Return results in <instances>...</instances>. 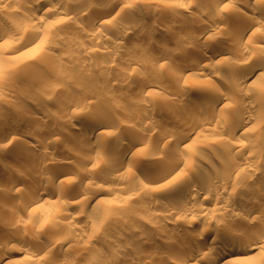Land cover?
Instances as JSON below:
<instances>
[{"label":"rangeland","instance_id":"obj_1","mask_svg":"<svg viewBox=\"0 0 264 264\" xmlns=\"http://www.w3.org/2000/svg\"><path fill=\"white\" fill-rule=\"evenodd\" d=\"M117 1L115 4L114 0H69V4L72 3L70 7L78 12L67 13L70 11L68 8L60 15L49 12L44 15L45 19L39 22L43 32L37 38L40 44L34 49L20 53V42L6 45L7 40L3 42L4 49L0 48V115L3 118L8 115L9 119H6L10 120L11 128L16 131L12 144L8 148L0 147V235L13 237V242L7 247L0 241L3 250L12 251L8 264H81L85 257L92 254V250L111 255L103 256L92 264H128V259L136 256L143 258V264H160L163 260L175 264L173 262L179 254L190 249L196 241L212 244L217 237L215 228L219 234L233 228L243 233L252 230L262 234L263 241H259L261 244L264 242V212L234 215V212L224 209L223 212L212 209L215 221L213 217L210 220L192 214L177 219L173 217V220H164L160 215L150 216L148 211L152 209L160 214L159 211L169 201L185 199L188 195L185 190L192 182L187 183L185 179L189 176L186 175L180 183L181 187L176 190L178 195L171 198L164 194L165 187L171 183V175L156 181L147 177L149 171L138 168V162L146 158L162 156L169 161L172 156L180 154L193 157L200 163V167L193 170V175L204 170L216 176L224 161L233 160L232 157L227 158L226 149L246 142L254 146L258 154H236L234 160L241 164V168L234 174L226 190H229L228 194H233V203L238 207L248 202H264V72L249 87L258 96L251 108L257 120H249L239 130L234 128L241 113L236 106L242 91L237 88L232 97L220 100L223 105L221 112L229 116L228 123H224L220 116L203 119L208 128L200 133L195 129L198 136L195 139L198 141L192 143L191 138H187L185 141L189 145L185 148L176 144L175 137L168 139L162 130L163 133L155 128L150 135V131L147 133V142L137 146L127 156L121 166L124 170L122 177L115 178L113 169L109 167H113L114 153L122 150L128 135L133 136L135 131L142 129L140 115L148 112L150 122H160L165 126L177 121L182 134L189 122L187 115L203 110L199 102L216 99V96L211 97L206 92L214 88L227 89L226 82L233 84L237 70L247 62H264V0H231L226 9L209 11L195 5L196 0ZM201 1L210 4L212 0ZM23 2L12 3V7H21ZM86 6L87 9L84 8ZM99 9L105 12L104 22L98 24L95 31H104L106 37L89 39L86 34L92 32L90 29H93ZM241 10L248 12L256 22L249 29L247 44L236 48L233 45L239 28L236 14ZM7 11L1 5L0 21L7 20L8 16L13 17ZM170 11L178 16H172ZM213 12L223 13L224 21L216 25L218 28L211 30V34L192 53L195 39L187 36L188 30L202 32L204 25L211 24ZM19 16L24 20L21 13L14 19ZM135 19L142 20L144 24L134 26ZM23 20V24L28 22ZM203 22L206 24L202 25ZM190 24H193L192 27ZM118 30H124L125 35L116 45L112 41H118ZM81 44L88 46L90 51H82ZM220 44L229 49L220 51ZM211 50H217L218 62L212 63V69L203 70L207 73L214 70L207 77L197 80L194 75L179 73L184 64H192L190 55L202 56ZM156 52L166 54L168 59H155ZM105 65H110L111 69L105 71ZM192 67L195 73L202 69L200 65L193 64ZM51 81L57 84V88L50 85ZM84 98L86 100L83 101ZM25 106L34 108L35 117L19 122L17 115ZM102 109L105 110L102 113L117 117L121 127L116 129L113 124L101 125L98 130L103 133L97 139L79 142L76 134L90 126V117ZM193 120L198 121L197 118ZM18 122L20 125H17ZM2 128L0 132L8 129ZM114 135H117V139ZM85 152L94 157V162L86 170L88 175L79 181L83 171L81 159ZM246 162H251V165L244 168L242 165ZM57 166H72L70 171H74L61 175L56 183L55 189L63 190L64 195H58L57 191L51 194V208H46L48 204L43 205L41 216L23 212L20 208L26 192L37 182V177L43 181L50 179ZM20 169L26 173L23 183L16 192L8 191L4 181ZM107 176H113L111 180L115 182H106L104 177ZM95 188L100 189L98 201L87 202L86 197ZM260 194L262 198H258ZM209 205L214 207L212 203ZM66 210H76L77 217L65 219L63 212ZM78 227L81 229L77 230ZM165 230L168 234H165ZM75 231L80 236L76 237V241L72 240V247L69 248L64 242H68ZM140 231H149L152 237L147 238ZM126 238V244L121 246L120 243ZM179 243L184 244L185 248ZM158 244L162 247L159 250L161 254L151 257L149 250ZM262 246L263 252L259 251L248 260H242L240 257L243 254L236 252L233 256L237 258L231 264H264V243ZM121 253L126 258L115 260L114 255Z\"/></svg>","mask_w":264,"mask_h":264},{"label":"bare ground","instance_id":"obj_2","mask_svg":"<svg viewBox=\"0 0 264 264\" xmlns=\"http://www.w3.org/2000/svg\"><path fill=\"white\" fill-rule=\"evenodd\" d=\"M26 1L23 2V0L22 1L21 0H0V7L2 5L3 10L8 9V11H7L8 14L9 15L11 14L13 16V17L11 16L12 18H9V16H8V19L6 18L7 20L0 21V48L2 47V45L5 46L3 44V42L5 40H7L6 45H10V43L15 44L17 41H19L20 46H18V47L20 48L19 49L20 53L22 52V50H23V52H25V50L34 49V47H36L38 44H40V39L38 41L37 38L43 32H42V29H40L39 22L43 21V19H45L44 15L48 14V12L52 13L54 15H60L65 10L67 11L68 8L70 11L67 13L76 14L78 12V10H75L74 7L73 8L70 7V4H72V3L69 4V0H67L68 2L66 0H26ZM105 1H107V0H105ZM230 1L231 0H212L210 2V4H207L201 0H196L194 4L199 6L200 8L205 9V10L207 9L206 11H209V10H213V9L214 10L226 9V6L231 3ZM247 1H250V0H247ZM18 2H20V3L23 2L21 7H19V5H16L15 8L12 7L13 6L12 3H18ZM117 2H118L117 0H114L113 3L116 4ZM168 2H171V1L169 0ZM87 4H88V2L86 3V5ZM115 4H113V6H116ZM177 4H178V2H177ZM8 5L9 6L11 5V6L8 8L7 7ZM180 5L181 4L179 3V6ZM87 6H89V5H87ZM87 6L84 8L87 9ZM40 12H41V15H39ZM19 13L23 14L24 20H28L27 23L23 24V22H22L23 19L20 18L21 15L18 18L15 17V19H14V16L19 15ZM213 13H214L213 15L211 14L212 17L210 16L212 18V19H210V21H212L211 24L207 23V25H204V27L202 26L204 28V30L202 32H199L198 30L197 31H195V30L189 31L188 30L187 36L195 39L194 40L195 45L193 44L194 46L192 47L193 48L192 53H194V51L196 52V50H195L196 46L198 48L200 43H202L203 40L205 41L207 36L211 34L210 33V32H212L211 30L218 28L215 26L224 21L225 16L223 15V13H220V12H213ZM104 14H105V12L103 9H99L97 11L95 19L93 21L94 25H92L93 29H90L92 32H88L86 34L87 38L93 39L96 37H99V38L100 37L102 38L103 36L106 37L105 36L106 34L104 31L102 32V30H100V29H98V30H100L101 32L97 31V30L95 31V28L98 26V24L100 25L101 22H104L102 20L104 17ZM170 14H172V16H174V17L178 16V14L176 12H173V11H170ZM236 15H237L236 20L239 22V28H238V30H237L234 38H233V45L236 48H241L243 45L247 44L249 29H250L251 25H253L256 21H254L253 17L246 11L241 10L240 12H237ZM189 22H188V24H189ZM204 23L205 22H203L202 25ZM143 24H144V22L142 20L137 19L134 23V26H142ZM193 24H190V26ZM124 33H125L124 30L123 31L118 30L117 31L118 41H115V40L112 41L113 44L119 43L120 42L119 39L123 38V36L125 35ZM157 33H159V32L157 31ZM19 38H21V39H19ZM113 44H112V47H113ZM80 47L82 48V51H84L85 53L90 51V48L88 46H86L85 44H81ZM2 49H4V47H2ZM218 49L219 50L220 49L227 50V49H229V47L228 46L224 47L223 45L220 44ZM216 51L211 50V52L204 54L202 56L194 55L191 53L192 55L189 56V58L191 60H189V61H191L192 64H184L183 68H181L179 70V73H181V75L184 74L185 76L194 75L197 80L198 79H204L205 77H207L209 74H211L214 71V70L213 71L211 70V72L209 71V73H207V72H205L206 69L207 70L212 69V67H213L212 63L214 64V62H218V60H217L218 58L216 57L217 56ZM154 58L158 59L160 61H166L168 59L167 55L162 53V52L161 53L156 52V54L154 55ZM193 64L196 66L200 65V67L202 69L200 71H198V73L193 72L192 71ZM106 65L104 66V70L109 71L111 69L110 68L111 66L110 65L106 66ZM210 66H211V68H210ZM203 70H205V71H203ZM262 72H264V62L249 61V62H247V64H244L242 66V68L237 70V75L234 79L233 84H229V83L227 84V82H226L227 89L223 88L224 90H222V88H220V89L214 88L213 90L206 92V94L211 95V97L216 96V99L213 101H210V102H204V101L199 102V106L201 108L203 107L202 108L203 110H199V112L197 111V113H193V114L190 113L187 115V118H188L187 120L189 122L186 124L187 125L186 129L185 130L183 129L182 134L180 132L181 128L178 127V125L176 124V123H179L177 121L173 122L174 124L170 123V125L165 126V125H162L160 122H155V121H154V123L150 122L151 118H149L150 116L147 115L148 112L140 115V123L142 124V129L140 131H135V134L133 136H131V134H129L130 136L128 135V140L126 141V143L122 147V150L121 151L119 150V151L114 153V162L111 163V164H113L112 165L113 167L109 166V164H108V166L113 169L112 174L114 172L115 178L122 175V172L124 171V170H122V167H123L122 165L126 161L127 156H129L133 151H135L137 146L140 147L141 144H144L145 142H147V140L149 139V136H148V138H146L147 133L150 131V133L148 134V135H150L155 128L157 130H160V131L162 130L164 133L162 131H161V133H163L164 135L166 134V136H168L167 137L168 139L171 136L175 137L176 138V144L179 147L185 148L189 145V142L185 141L187 138H191L190 142H192V143H194L195 141H198L195 139L196 137H198L196 135L195 129L198 131L197 133H200L201 130H205L208 128V124L205 123V120L210 119V118H214L215 116H220L221 120H223L224 123H228L229 122V116H226V114L221 112V110H222L221 108L223 107V105H222V102L220 100L221 99H228V98L232 97L235 89H237V88H239V90L242 91L240 101L238 102V104L236 106V107H238V109H240L241 113H239L240 116L236 120V122L234 124V128L236 130H239V128H243L245 126V124H247L249 122V120H252V119L257 120V116L253 115V113L251 112L252 111L251 108L254 107L253 102H255V99H258V96L256 93H254L253 91L250 90V88H251L250 86H252V84L255 83V81L257 80V78L259 77V75ZM146 82L148 84H150V81L146 80ZM50 85L52 87L57 88V86H56L57 84L54 81H51ZM88 95L86 94V96H88ZM178 95H179V93H178ZM180 96H184V94L183 95L181 94ZM86 99H87V97H86ZM86 99L84 98L82 100L84 101ZM76 108L78 109V108H80V106L79 107L77 106ZM80 109H79V111H80ZM21 111L22 112L19 115H17V119L19 122L30 121V119L33 120V118L31 117V116H34L33 114L35 112L33 107L25 106V108L23 110L21 109ZM103 111H105V110L102 109L101 111H96V113H94L93 116L90 117V126H87L86 128H84L83 130H81V132H79L77 134L75 133L79 142H82L85 140L91 141L90 139H92V138L97 139V137H99L103 133V132L98 130V128L101 125L113 124V125H115L116 129H119L121 127L120 126L121 122L118 120L117 117H116L117 119L114 118L115 116H113V114H111V113L110 114H104V113H102ZM241 115H243V116H241ZM200 116L205 117V118L201 117L202 118L201 119V118H199ZM6 117L3 118L0 115V127H4L6 129L8 128L7 130H3L2 132H0V147H7L8 148V145L12 144L11 140H12V138H14L16 131L11 128L10 123H9L10 120L8 121L9 118L7 117L8 119H6ZM196 118L198 121H200L199 123H198V121H197V123L194 122L193 119H196ZM203 119H205V120L203 121ZM19 122L17 123V125H20ZM11 125L14 126V124H11ZM162 126L164 129H162ZM4 128H2V129H4ZM181 131H182V129H181ZM113 133H115V132H113ZM114 136H115V139H117V135H114ZM161 139L163 140L164 137H162ZM148 143H149V141H148ZM254 148H255L254 146H252L250 144H246V142H244V143H238V144L226 149L227 158L232 157L233 160L229 159L227 161H224V163L222 164V166L220 168V173H218V174L215 173L216 176H214L212 174H207V172L205 173L204 170L201 173L195 172L193 175L192 174L193 170L197 166L200 167L199 166L200 163L198 161H197L198 162L197 163L193 159V157H188V156L185 157V156L180 155V154L172 156L169 161L165 160L162 156H158L156 158L150 157V158H146L144 160H141V162L139 161L138 162L139 170L149 171L148 172L149 174L147 175V177H149V179L154 178L156 181L157 180H163V179H165L171 175V177H172L171 183H170V185L167 184V186L165 187V190H164V194L167 196L171 197L172 195H178L176 193V190L181 187L180 183H181V181L183 182V179L186 178V175L189 176L188 179H185L187 181V183H188V181L190 183L192 182L187 187V190H185V191H188L187 192L188 195H186L187 197L186 198L184 197L185 199L182 198L179 202H175V201L170 202L169 201L170 203L169 202L166 203L164 205V208L161 211H159L160 214H158L155 210L152 209L151 211H148L150 216L157 217L158 215H160L162 219L164 218V220H165V218H166V219L170 220L173 217L174 218L176 217L175 219H177V217L181 218L182 216L185 217V216H188L189 214H192V216L197 215V216L203 217L204 219L212 220V217L214 216L212 214V211H211L212 209H213V211L217 210V209L218 210L221 209V212H223L222 210L224 209L226 212H230V213L234 212L233 213L234 215H235V213L237 215H239L243 212H247L248 214H252V215L261 214V212H264V202L262 200H260L262 202H259V200H258L259 203L251 204V202L250 203L248 202L249 204L246 203V205H244L242 207L241 206L238 207L239 206L238 204H237L238 206H236L233 203V200H234L233 194H228L229 190H228V192L226 190L230 184V180L235 176L234 174L237 171H239L238 170L239 168H241L240 167L241 164L238 163L236 160H234V157H236V154H238V153H241V154L242 153H244V154L248 153L249 155H252V156L258 154L256 152L257 150ZM76 150H74V151H76ZM78 150H80V149H78ZM77 151H76V153H77ZM81 154H82V152H81ZM46 162H48V161H46ZM81 162H82L83 171L78 178L79 181L83 180L84 175H86V170L90 169L89 166L91 165L92 162H94V157L90 153L85 152L82 155ZM251 162L250 163L246 162L242 166L244 168H245V166H250ZM71 167L72 166H70V168L66 167V166H57L56 169L54 170L52 176L50 177V179L46 180L47 182L45 180L43 181L38 176L37 182L34 184V186L32 185L31 186L32 188H30L26 192V195H25L26 198H24L25 199L23 201L24 203H22L20 209L23 212L28 211L29 213H31L33 215L41 216L40 214L43 211L42 208H44L43 205L48 204V206H46V208H48L50 206L49 204L50 203L52 204L51 198H49V196H51V194H54V192H56V191H57L58 195H60V193L63 194V190L62 191L59 190V191H61V192H59L58 190H56L57 188L55 189V186H56V183L60 181L59 179H61L60 178L61 175L68 174V172L71 173V171H73V169L70 171ZM153 169H154V171H153ZM155 169L157 172L155 171ZM178 169H180V170L176 171L175 173L172 174L173 171L178 170ZM11 174H12V172H11ZM114 174H113V176H114ZM136 174L137 173H135V175ZM113 176L112 177L107 176L104 178H105L106 182L114 181V180H111L113 178ZM25 177H26L25 171L23 169H20V170L14 171L13 174L10 175L7 180H5V181L2 180V181L5 182V185L8 187V191L13 190L14 192H16L20 188L19 185L21 183H23V180L25 179ZM108 187H110V186H108ZM121 189H124L123 186L121 187ZM117 190H119V189H116V191ZM99 193H100L99 188H95V189L91 190L89 193V196L86 197L87 202L91 203L93 200H95V199L97 200ZM261 196H262L261 194L258 195V198H262ZM74 202L76 203L77 201H74ZM73 203H71V204H73ZM211 203H212V205H214V207L212 206L213 208L211 207V205H209ZM49 208H51V206ZM63 215H64L65 219H67V220L68 219L70 220L71 218L74 219L75 217H77L76 210H73V211L72 210H68V211L66 210L65 212H63ZM213 219H214V217H213ZM215 219H214V221H215ZM169 222L174 224L173 221H169ZM246 227H248V226H246ZM79 229H81V228L78 227L77 230H79ZM162 229H164V228H162ZM214 230H215L214 234H216L217 237H215L213 239L212 244H210V243L205 244L204 242L202 243L200 241L198 243L195 240L196 242L193 243L194 245L193 246L191 245L192 247L190 248V247H188L189 245L187 246L186 241H185L186 243L183 242L190 249H187L184 252H182L181 254H179L178 259L173 263H175V264H199L200 262H203L201 264H231L235 261L234 259L237 258V257L233 256V254H235L236 252H239V253L241 252L243 254L240 257V258H242V260H248V258L251 259V257H253V256L255 257L256 256L255 254H258L259 251L263 252V249L261 247H263L262 245L264 242L261 244V242L259 241V239H261L262 234H260L258 232H254L251 230V231H247L246 233H243L242 230H235L233 228L232 230H229V231H226L227 229L223 230L222 233L219 234L218 230L216 228ZM220 230H222V229H220ZM136 232L139 233V231H137V230H136ZM140 232L143 236L145 235V237H147V238L152 237V233L149 231H147V232L140 231ZM203 233H205V232H203ZM165 234H168L167 231L165 232ZM77 236H80L78 231H75L74 233H72L70 235V238H68L70 240L68 242H64V243H66L65 245L70 248V246L73 243L72 240L76 241L75 239ZM133 236H137V235L133 234ZM168 239H170V237ZM126 240H127V238L124 239V241L121 242L120 245L123 246L124 244H126L125 243ZM159 240H161V239H159ZM261 240L263 241V239H261ZM0 241H1V243H3V245H5L7 247L8 245H11V243L13 242V237H11V236L9 237V236H6L5 234H2V235H0ZM176 241H178V240L176 239ZM169 242H172V240ZM180 242H182V241H180ZM174 243H175V241H174ZM179 244H180V246L182 245L181 243H179ZM158 245L149 250L151 257L159 255V253H160L159 250H161L162 247H160V245L159 246ZM164 245H167V244H164ZM164 245H163V247H164ZM3 249H4V247L1 246L0 247V264H8L10 259H11L10 255H11L12 251H10L8 249H5V250H3ZM180 249L183 250L182 247ZM261 249H262V251H261ZM92 251L93 252L90 251V253H92V254L85 257V260L81 264H92V263H94V261H99L100 258L103 256L105 258L111 257V255L109 253H104L102 251L97 252L94 250H92ZM162 252H163V249H162ZM162 254L164 255V253H162ZM114 258H115V260L117 258L125 259L126 255H123L122 253L121 254H115ZM175 258H176V256H175ZM140 259L141 258H138L137 256L132 257V258L130 257V259H128L127 263L128 264H143L142 263L143 258L141 260ZM171 263H172V261H168V260H166V261L163 260V262H160V264H171ZM58 264H62V263L58 262Z\"/></svg>","mask_w":264,"mask_h":264}]
</instances>
